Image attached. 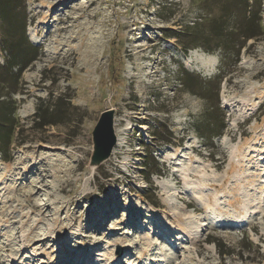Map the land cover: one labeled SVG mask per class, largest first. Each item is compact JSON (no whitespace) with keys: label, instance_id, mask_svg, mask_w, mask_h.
I'll return each mask as SVG.
<instances>
[{"label":"rangeland","instance_id":"rangeland-1","mask_svg":"<svg viewBox=\"0 0 264 264\" xmlns=\"http://www.w3.org/2000/svg\"><path fill=\"white\" fill-rule=\"evenodd\" d=\"M210 1H14L30 48L0 31L19 124L0 151V264H264V0L259 34L227 49L187 28ZM111 109L121 145L95 167Z\"/></svg>","mask_w":264,"mask_h":264},{"label":"trees","instance_id":"trees-1","mask_svg":"<svg viewBox=\"0 0 264 264\" xmlns=\"http://www.w3.org/2000/svg\"><path fill=\"white\" fill-rule=\"evenodd\" d=\"M15 0H0V31L1 36L5 37L6 41L12 43L13 48L20 49L19 52H27L30 45L27 42L25 33L23 40L14 41V36L18 30L19 22L18 15L15 13ZM244 6H238L240 2L238 0H211L208 8L210 13L214 16L211 20L206 19L202 23H197L194 27H187L193 29V38L198 41V45L207 49H210L212 39H217L219 43L217 46L227 49L230 44L237 45V34L241 32V35L245 40L254 37L259 34L258 26L255 24L257 13H261V1L257 2L255 6L258 7L257 12H254L253 5L249 0H245ZM241 5V4H240ZM217 11V12H216ZM215 13V15H214ZM238 19V23H235L231 30L229 27V19L234 16ZM195 41V42H196ZM238 46H241L238 44ZM239 58L237 57V60ZM6 68H13V64L8 59ZM23 68H19V73L15 77L22 73ZM14 78V77H13ZM16 79L14 78V81ZM14 81H12L14 83ZM4 96L0 93V151L9 152L10 146L13 142L16 129L19 126L16 115V103H13V109L9 107L7 101L1 100ZM208 98H211L209 95ZM15 114V115H13Z\"/></svg>","mask_w":264,"mask_h":264},{"label":"water","instance_id":"water-1","mask_svg":"<svg viewBox=\"0 0 264 264\" xmlns=\"http://www.w3.org/2000/svg\"><path fill=\"white\" fill-rule=\"evenodd\" d=\"M114 117V109L103 112L93 131L95 150L91 161L92 166H99L107 160L118 145L119 137L116 133Z\"/></svg>","mask_w":264,"mask_h":264},{"label":"bare ground","instance_id":"bare-ground-1","mask_svg":"<svg viewBox=\"0 0 264 264\" xmlns=\"http://www.w3.org/2000/svg\"><path fill=\"white\" fill-rule=\"evenodd\" d=\"M33 42L35 43V44H39V42H37L34 38H33ZM96 44H97V42H96ZM97 46V45H96ZM143 55H140V56H138V58H140V57H142ZM208 60H213V58H208ZM140 64V63H139ZM140 65H138V67H139ZM144 67H146V68H148V70L145 72V73H140L139 75H138V78H140V79H147V78H151L152 76H153V73L154 72H152L151 71V65L148 63V62H143L142 63V66H141V68L139 69V70H143V69H145ZM142 82V81H141ZM138 85H140L139 84V82H138ZM143 85V84H142ZM140 87H142V86H140ZM144 87V86H143ZM141 89V88H140ZM140 89H139V91H140ZM144 89H145V87H144ZM143 91V90H142ZM131 126H129V128H130ZM125 130H128V127L125 129ZM118 145H121V140H119V144ZM243 225L242 224H239V226L238 227H242ZM161 237H168V235L166 234V233H162L161 234ZM194 238V237H193ZM195 239V238H194ZM130 251V250H129Z\"/></svg>","mask_w":264,"mask_h":264}]
</instances>
